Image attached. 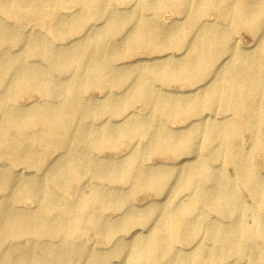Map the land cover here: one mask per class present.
<instances>
[{
	"label": "bare ground",
	"instance_id": "1",
	"mask_svg": "<svg viewBox=\"0 0 264 264\" xmlns=\"http://www.w3.org/2000/svg\"><path fill=\"white\" fill-rule=\"evenodd\" d=\"M51 1L0 0V12L23 23L36 20L47 25L58 40L75 34V29L85 33L92 19L106 18L108 34L128 24H133V31L121 49L103 40L96 43L91 33L67 48L63 43L52 46L38 36L28 40L0 19V86L4 88L0 158L34 168L56 146L68 151L52 168L50 183L0 172V194H6L0 205V248L15 238L40 241L27 252L12 246L0 254V264H69L73 259L112 264L113 258L120 264H264L260 246L264 244V173L258 172L260 165L264 169V0ZM115 2L131 6L122 15L114 9L107 12ZM134 3L140 6L135 9ZM71 8L78 11L67 20L60 9ZM142 8H156V14L161 9L179 14L186 9V24L162 28L154 14H140ZM209 11L227 21L226 28L205 22L204 13ZM230 23L254 32L252 52H239L230 42ZM191 27L198 33L192 38ZM4 41L24 47L29 55L43 56L52 68L28 65L23 55L5 57ZM169 47L183 50V58L175 63L155 60L138 68L113 65L122 51L163 52ZM58 71L72 74L59 83L54 75ZM156 82L167 87L197 85L191 94L195 97L162 93ZM130 84L135 86L124 91L120 100L108 99L113 95L100 103L83 99L92 89ZM26 89L62 100L21 109L14 93ZM135 104L142 106L139 114L130 110ZM143 108L149 110L145 115ZM103 115H123V119L120 125H78ZM178 123L184 125L177 130L170 127ZM34 125L44 130L29 136V146L23 148L18 138L7 145L11 131L19 137ZM246 131L252 134L247 149L240 141ZM107 150L126 151V155L105 160L94 156ZM153 156L173 164L160 167L152 163ZM217 162L221 166L214 168ZM227 165L234 171L232 178L224 175ZM87 177L99 183L91 185ZM74 182L78 183L76 199L71 201L65 193ZM144 191L155 194L158 213L136 214L131 198ZM241 191L251 198V205L242 202ZM26 199L36 201L40 210H21L16 204ZM107 210L115 217H106ZM136 226L139 230L132 232L128 243L115 238ZM89 228L113 242V249L102 253L71 242L70 234L83 236ZM51 238L60 242H45Z\"/></svg>",
	"mask_w": 264,
	"mask_h": 264
},
{
	"label": "rangeland",
	"instance_id": "2",
	"mask_svg": "<svg viewBox=\"0 0 264 264\" xmlns=\"http://www.w3.org/2000/svg\"><path fill=\"white\" fill-rule=\"evenodd\" d=\"M48 2L52 3L51 0H47ZM116 3V2H115ZM135 4V9L140 6V3H134ZM129 4H112L107 12H110L111 10L117 11L118 14L122 15L127 13L125 11ZM128 6V7H126ZM155 5L150 6V8H153ZM134 9V10H135ZM78 11V8H71V9H60L61 14L67 19H71L74 15H76ZM186 9L184 12L176 13L172 9H161L157 14H156V8L149 9H141L140 14H142L145 17L151 16L152 14L155 15V17L158 19V23L162 28H168L173 25H185L186 21L183 19V17L187 14ZM4 18L6 21L4 22L7 26H9L12 30L21 32L25 36L27 35V39L30 40L34 38V36H38L43 38L45 41L49 42L50 45L56 46L59 43H63L65 46L70 44L73 41H79L83 40L87 34L91 35L93 39L96 41V43L100 40H103V42H107V44H115L118 48L121 49V46H123L126 42L125 37L130 35L133 31V24H128L126 27L123 29H115L111 33L108 34V32H104L107 26V21L106 18H103L100 21H97L95 19H92L87 25H86V32H77L78 29H75V34L66 37L65 40H58L54 34L50 31L49 27L47 25H39L36 20H31L27 23H23L20 21H17L16 19L6 16L4 13L0 12V19ZM203 19L205 22L209 23L210 25L218 23L221 28H226V22H221L215 13L209 11L204 13ZM232 33L231 37V43L236 44V49L239 52L242 53H248L252 52L255 49V44L257 37L255 36L254 32L247 28L244 25H230L227 27ZM198 33L195 31L194 28L191 27L190 29V38L193 36L197 35ZM29 36V37H28ZM1 47L4 52V56L9 58V59H17V57H20L23 55V60H25V63L28 65H34L37 67H40L43 70H50L52 66L47 63L44 59L43 56H36V55H29L25 52L26 49L24 47H13V45L9 41H4L1 43ZM67 46V48H69ZM163 52H157L156 50H134L130 54H126V52H121L118 58H121L120 61H113V65H122L125 67V69H128L130 67L132 68H138L140 66L144 65H150L155 63V60L160 63L164 61V58H167L169 62H178L180 61L183 57V50L175 49L173 47H169L166 49H161ZM162 57V59H160ZM227 57V56H225ZM133 71L132 69H130ZM70 71H58L55 72V77L56 80L59 83H65L69 77L71 76ZM12 78V72L9 73V78ZM134 84L136 85L137 82L135 81ZM135 85H126V86H118V85H111L107 86L105 90L102 91H97V90H90L85 94L83 99L89 100V101H94L97 103L102 102L104 99H107V96H115V97H109L108 99H116L120 100V95L124 91H129L132 87ZM156 88L161 91L162 93L167 91V93H176V95H182L185 96L186 98H190L192 96V89L196 87L197 85H194L193 87L187 86L186 84L183 83H175L172 84L170 87L164 86L161 83L156 82L155 83ZM195 89V88H194ZM200 90V89H199ZM4 88L3 86H0V94H3ZM202 90L199 91L197 94H201ZM16 95L15 103L16 105L21 108V109H27L29 106H38L41 104L45 103H55L58 101H61L62 98H50L45 95H42L39 92H36L32 89H26L22 93H14ZM184 97V98H185ZM195 97L194 94L192 98ZM142 109V106L140 104H135L130 110H134L135 114H139V111ZM144 109V108H143ZM128 110V111H130ZM148 109H144L142 114H147ZM123 119V115L119 117H111L109 115H103V116H96L93 119H91L88 122H79L78 125L82 126L83 124L86 123H92L95 126H102L106 124H119L121 120ZM120 125V124H119ZM184 125L183 123H178V124H171L170 127H172L174 130H177L178 128H181V126ZM261 129L264 131V124H261ZM44 130L38 125L34 126H29L27 129H24L22 131V134L20 136H16V133L14 131H11L7 136H8V141L7 145L11 144L14 139L20 141V144L22 143V147L25 148L29 146L30 140L29 136L33 135L34 133L41 132ZM179 132H182L181 130H178ZM251 135L249 132H243L241 135L240 141L241 145L244 148H249L251 145ZM0 150H4V147H1ZM40 151H42V148H40ZM2 152V151H1ZM67 149L60 148L59 146H56L53 149H50L47 151L45 156L43 157L42 163L37 166V167H29L26 165H20V164H13L11 161H9L6 158H0V172H9L13 176L23 179V180H34V179H39V180H44L48 183H50V179L52 177V168L55 166L56 162L58 161L59 158L61 157H66L67 156ZM60 155V156H59ZM126 155V151H118V152H112L110 150L94 154L96 159L98 160H105L109 158H124ZM202 156H206V152H202ZM186 157V156H184ZM191 157V158H190ZM189 158L192 159V156ZM161 156H153L152 157V163L153 164H160V167H165L173 164V160H161ZM201 158V156H200ZM161 162L163 166L161 165ZM187 163H191L190 161ZM187 166V165H186ZM186 166H183L185 168ZM214 168H219L221 166V163L217 162L213 164ZM258 172L264 173L263 165H260L258 167ZM224 175L228 178H232L234 176V171L231 167L228 165L225 166L224 169ZM88 179V180H87ZM85 180V179H84ZM86 180L91 184V185H96L99 183L98 180L94 178H86ZM77 182H74L69 190L65 193V197L68 198L69 200L73 201L76 199V190H77ZM116 186V185H115ZM120 188V187H118ZM127 189V186L122 188V191H125ZM11 190V188H9ZM8 190V191H9ZM7 191V192H8ZM170 191H174V187L170 189ZM5 195L0 194V205L4 203L5 201ZM156 196L153 192H148L144 191L141 192L140 194L136 195L135 197L131 198L132 204L131 206H135L138 208V211H136L137 215H145L149 213H158V210L155 208V199ZM240 198L242 199V202L248 203V205L252 204L251 198H249L248 194L245 191L240 192ZM18 206H21V210H30V212H38L40 210V205L36 202L33 201L32 199H26L22 203L16 204ZM104 215L106 217L114 218L115 214L111 213V211L107 210L104 211ZM216 214H211V218H214ZM262 217L264 219V212L262 213ZM135 230H139L138 226L135 228H132V230H128L125 232H120L118 235L115 236L117 240L119 241H124L128 243L127 239L131 236L132 232ZM71 242L73 244H80L83 243L84 246L88 247L89 249L93 251H98V252H110L113 249V242L108 243L107 240H104V238L97 237V235L94 233L92 229H86V232L83 233V236H79L76 234H70ZM38 238L32 237H23V238H15V239H10L7 241L8 243L4 244L0 248V254L6 252L9 250L12 246H16L20 251L22 252H27L29 251L32 247L37 244ZM115 240V239H114ZM50 241L52 243L58 244L60 242L59 238H54V239H45V242ZM208 242V241H207ZM208 246H211L212 243L208 242ZM262 249H264V244L260 245ZM187 248H190L189 246H185ZM113 263L112 264H120V261L118 259L113 258ZM230 261V260H229ZM87 259H73L70 261L69 264H86ZM244 262L242 261L240 264H243ZM208 264H217V263H212L209 262Z\"/></svg>",
	"mask_w": 264,
	"mask_h": 264
}]
</instances>
